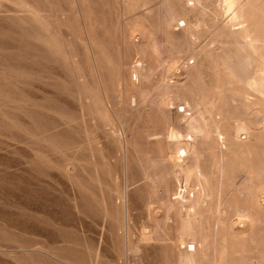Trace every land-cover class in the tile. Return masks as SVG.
<instances>
[{
  "label": "rangeland",
  "instance_id": "obj_1",
  "mask_svg": "<svg viewBox=\"0 0 264 264\" xmlns=\"http://www.w3.org/2000/svg\"><path fill=\"white\" fill-rule=\"evenodd\" d=\"M186 244L264 264V0H0V264H182Z\"/></svg>",
  "mask_w": 264,
  "mask_h": 264
},
{
  "label": "bare ground",
  "instance_id": "obj_2",
  "mask_svg": "<svg viewBox=\"0 0 264 264\" xmlns=\"http://www.w3.org/2000/svg\"><path fill=\"white\" fill-rule=\"evenodd\" d=\"M195 1V0H194ZM234 1L235 0H229V5H231V4H233L234 3ZM199 3H201L200 1H199ZM218 5V4H217ZM182 110H184V108H182ZM200 112V111H199ZM191 113V112H190ZM197 114V113H196ZM200 117V116H199ZM185 121V120H184ZM184 126L186 127V128H195V126H196V117L195 116H190L186 121H185V124H184ZM197 129V128H196ZM187 130H189V129H187ZM195 131V130H194ZM190 132V131H189ZM183 133V132H182ZM192 133V132H191ZM168 135V137L169 138H175L176 139V141H178V142H180V141H182V137H183V135L181 134V133H179V132H177V131H174V130H169V132L167 133ZM185 135H187V134H185ZM167 137V139H169ZM189 139V138H188ZM173 141L174 140H172V143H173ZM170 142V141H169ZM185 144H187V142H184ZM185 144H183V145H185ZM188 145H189V143H188ZM190 147V146H189ZM187 150L188 149H186L185 147H183V148H181V147H179L178 146V148H177V150H176V161H173L174 163H173V165H174V167H175V169H176V171L179 173V175H183L184 177L183 178H185V179H187L189 176H191V175H195L196 176V178L197 179H199V176H200V171H199V168H198V162L197 163H193L192 165H188L187 163H186V161H185V157L187 156ZM191 151V150H190ZM196 152V151H195ZM193 153V152H192ZM191 154V153H190ZM189 156V155H188ZM195 156V155H194ZM193 156V157H194ZM195 157H197V156H195ZM198 158H195V160H197ZM179 160V161H178ZM198 161V160H197ZM182 178V179H183ZM184 180V179H183ZM187 181H188V179H187ZM187 181H185V182H187ZM187 185H188V183H187ZM203 185V184H202ZM181 187V186H180ZM189 187V186H188ZM190 188V187H189ZM189 188H188V191H189ZM201 188V187H200ZM185 189H186V187H185ZM184 190V189H183ZM195 190V189H194ZM198 192V187H197V189L195 190V192ZM180 192V191H179ZM201 192V194H202V191H200ZM188 193H191V192H188ZM198 194H200V193H198ZM204 194V193H203ZM180 195V194H179ZM189 196H190V194H189ZM186 197V199L185 200H178V202H179V210L177 211V212H179V215H182V213L184 212V214H185V217H187V215H189L190 213H189V211H191L193 208H191V204H189V201H190V197ZM200 196V195H199ZM178 197H181V196H178ZM186 202V203H185ZM183 205H185L186 207H183L184 208V210L182 209V206ZM171 207V206H170ZM176 210H177V208H176ZM183 210V211H182ZM195 215V214H194ZM184 220V219H183ZM187 224H188V222H187V220H184L183 221V224H182V228L184 229L186 226H187ZM184 231V230H183ZM185 232V231H184ZM186 233V232H185ZM189 234V233H188ZM190 235V234H189ZM189 241H191V240H189ZM181 242H183V241H181ZM186 246V248H185V252L184 253H181L182 254V259L183 260H181V262H182V264H195V262L193 261V260H191L189 257H188V254L190 253V251L191 250H194V245L193 244H191V245H189V244H186L185 245ZM188 246V247H187Z\"/></svg>",
  "mask_w": 264,
  "mask_h": 264
}]
</instances>
